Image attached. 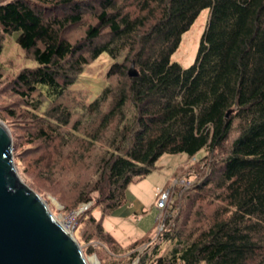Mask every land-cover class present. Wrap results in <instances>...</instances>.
<instances>
[{"label":"trees","instance_id":"obj_1","mask_svg":"<svg viewBox=\"0 0 264 264\" xmlns=\"http://www.w3.org/2000/svg\"><path fill=\"white\" fill-rule=\"evenodd\" d=\"M203 9L195 60L183 67L170 56ZM80 24L83 35L70 40L66 31ZM13 32L36 63L7 83L37 115L26 133L27 143L46 147L36 163L62 176L92 156L77 203L97 191L105 214L160 155L212 154L195 190L213 209L180 211L156 243L132 251L138 264H264V0H0V53ZM102 53L112 59L107 83L88 103L67 104L84 65ZM87 220L94 231L86 241L123 248L100 219ZM163 243L172 245L158 255Z\"/></svg>","mask_w":264,"mask_h":264},{"label":"rangeland","instance_id":"obj_2","mask_svg":"<svg viewBox=\"0 0 264 264\" xmlns=\"http://www.w3.org/2000/svg\"><path fill=\"white\" fill-rule=\"evenodd\" d=\"M207 12L208 9L201 10L188 30L181 34L178 47L170 56L172 61L178 62L183 67L193 64L205 27ZM88 20L87 18L86 22ZM83 30L82 24L73 26L66 31V36L74 41L83 35ZM16 36L17 32H13L4 37L0 53L2 67L0 120L5 124L12 138L13 162L22 182L40 195L60 223L65 225L68 217L74 214L75 220L72 222L75 228L70 232L74 235L87 262V258L94 254L99 264H138L139 258L138 256L132 258V251L137 250L138 254L143 253L149 244L147 242L140 244L134 250L127 246L133 240L154 236L157 228L156 216L159 212L156 208L155 189L169 184L174 178H189L190 184L187 188L178 189L171 196L172 217L180 211L181 216L190 213L192 217L198 209H203L205 212L213 209L214 204L203 199L204 192L197 194L195 190L196 185L203 180L209 169L207 160H211L212 157V154L201 149L190 158H187L185 153L160 155L148 173L127 184L124 203L102 214L101 205L97 204L98 192L94 191L91 193L92 199L88 201L90 202L89 207L78 213L77 210L86 202L77 203L76 190L92 172L87 164L93 170V162L90 160L92 156L91 154L87 156L85 163L78 166H74L75 162L72 163L69 170L62 171L65 173L62 176L57 175L58 173L48 174L49 170L44 171L41 168L42 165L37 164L39 163L38 155L46 151V147L40 142H26V133L33 131L31 125L36 122L37 115L23 110L21 101L9 91L7 85L20 69L36 65L35 61L28 57L17 44ZM111 63L112 59L108 54L102 53L95 60L84 65L82 73L69 87L67 98H64V101L74 107L82 100L85 103L91 101L107 83L106 73ZM8 108L14 109L15 115H10ZM96 146L98 150L104 148V145L99 142ZM183 193L186 194L183 196ZM89 215L100 219L105 231L109 232L123 248L116 251L111 244H102L95 239L86 241L85 237L94 231L92 224L87 220ZM171 245L161 244L158 255L166 254Z\"/></svg>","mask_w":264,"mask_h":264},{"label":"water","instance_id":"obj_3","mask_svg":"<svg viewBox=\"0 0 264 264\" xmlns=\"http://www.w3.org/2000/svg\"><path fill=\"white\" fill-rule=\"evenodd\" d=\"M128 75H138L133 61ZM89 205L83 203L77 212ZM0 264H87L74 235L20 179L13 162L12 138L1 120Z\"/></svg>","mask_w":264,"mask_h":264},{"label":"built area","instance_id":"obj_4","mask_svg":"<svg viewBox=\"0 0 264 264\" xmlns=\"http://www.w3.org/2000/svg\"><path fill=\"white\" fill-rule=\"evenodd\" d=\"M190 184L189 178H174L169 184L163 187H156L155 189V197H156V208L158 209V214L156 216L157 228L154 236L150 239L147 244L155 241L160 238V235L164 229H166L170 223L173 213L171 211V196L180 188H187ZM74 214L68 217V221L65 224V227L68 231L75 228L74 222ZM73 221V222H72ZM146 246V245H145Z\"/></svg>","mask_w":264,"mask_h":264},{"label":"bare ground","instance_id":"obj_5","mask_svg":"<svg viewBox=\"0 0 264 264\" xmlns=\"http://www.w3.org/2000/svg\"><path fill=\"white\" fill-rule=\"evenodd\" d=\"M60 224L62 225L63 228H65V230L68 231V229L65 227L64 224H62V223H60ZM85 260H86V259H85ZM87 260H88V262H89L90 264H99L97 258H96L95 256H93V255L89 256V257L87 258ZM86 262H87V261H86ZM88 262H87V264H88Z\"/></svg>","mask_w":264,"mask_h":264},{"label":"crops","instance_id":"obj_6","mask_svg":"<svg viewBox=\"0 0 264 264\" xmlns=\"http://www.w3.org/2000/svg\"><path fill=\"white\" fill-rule=\"evenodd\" d=\"M118 243V242H117Z\"/></svg>","mask_w":264,"mask_h":264}]
</instances>
